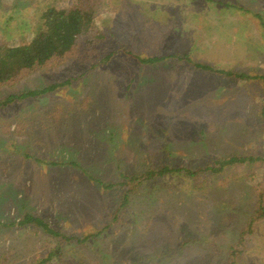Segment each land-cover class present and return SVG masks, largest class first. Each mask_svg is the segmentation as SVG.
Segmentation results:
<instances>
[{"label":"rangeland","instance_id":"1","mask_svg":"<svg viewBox=\"0 0 264 264\" xmlns=\"http://www.w3.org/2000/svg\"><path fill=\"white\" fill-rule=\"evenodd\" d=\"M48 8L92 21L0 83L45 92L0 107V264H264V0H0V45Z\"/></svg>","mask_w":264,"mask_h":264},{"label":"trees","instance_id":"2","mask_svg":"<svg viewBox=\"0 0 264 264\" xmlns=\"http://www.w3.org/2000/svg\"><path fill=\"white\" fill-rule=\"evenodd\" d=\"M43 28L41 32L29 44L23 46H6L0 45V83H6L25 71H31L38 67H44L48 62L54 59H64L71 57L73 48L77 45L81 34L89 27L92 21V14L88 11L80 9H71L70 11L48 8L41 16ZM140 59V58H139ZM161 59L151 58L140 60L142 63H156ZM198 66V65H197ZM199 68L214 70L208 66L199 65ZM215 73L225 75L227 77L247 78L246 75H236L232 72L218 71ZM55 86H51L49 90H53ZM47 91V90H45ZM45 93L43 91H30L22 95H10L4 102H0V107L8 106L15 100L26 97H33L37 94ZM236 160L233 158L230 161H223L220 166L228 164ZM166 170L153 171L142 178H149L152 175L156 176ZM125 199H128V194L125 193ZM0 198V202H1ZM34 223L43 227L46 231L52 232L49 224L44 223L41 218H34L27 214L21 224ZM1 225V223H0ZM13 225V223H5L4 227ZM251 227L248 228L250 230ZM247 229H245L246 231ZM55 234H58L55 232Z\"/></svg>","mask_w":264,"mask_h":264}]
</instances>
